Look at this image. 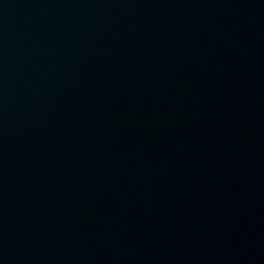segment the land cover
Returning a JSON list of instances; mask_svg holds the SVG:
<instances>
[{
  "label": "water",
  "instance_id": "1",
  "mask_svg": "<svg viewBox=\"0 0 264 264\" xmlns=\"http://www.w3.org/2000/svg\"><path fill=\"white\" fill-rule=\"evenodd\" d=\"M0 264H264V0H0Z\"/></svg>",
  "mask_w": 264,
  "mask_h": 264
}]
</instances>
